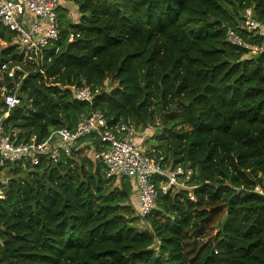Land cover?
<instances>
[{"label": "trees", "instance_id": "obj_1", "mask_svg": "<svg viewBox=\"0 0 264 264\" xmlns=\"http://www.w3.org/2000/svg\"><path fill=\"white\" fill-rule=\"evenodd\" d=\"M68 1L76 21L60 5L58 40L31 58L0 24V108L20 97L5 130L43 141L96 110L112 131L159 118L149 157L191 174L140 218L132 181L83 148L5 165L0 264H264V50L226 38L264 42L239 28L247 7L264 25V0ZM81 79L101 88L91 103L74 97Z\"/></svg>", "mask_w": 264, "mask_h": 264}, {"label": "built area", "instance_id": "obj_2", "mask_svg": "<svg viewBox=\"0 0 264 264\" xmlns=\"http://www.w3.org/2000/svg\"><path fill=\"white\" fill-rule=\"evenodd\" d=\"M62 1L0 0V24L13 33L12 42L16 43L28 58L58 40V10ZM239 28L253 37H264V25L254 18L251 7L244 9ZM226 38L231 44L243 46L249 52L264 50V42L259 45L250 44L233 30L227 32ZM0 69L6 70L7 64H2ZM7 74L12 77L13 69H9ZM73 88L75 99L88 103L101 91L100 87H92L84 79L79 80ZM19 103L20 97L16 91L2 98L0 168L24 162L35 165L42 159L57 162L62 156H69L80 148L85 152L90 150V157L105 167L106 176L115 179L128 178L132 181L137 195V214L140 217H145L154 210L158 193L165 194L172 187H186L185 182L189 179L191 169L170 168L149 157L146 147L140 141L134 140L135 128L121 124L115 131L108 129L105 113L100 110L82 117L73 128H59L43 141H37L33 136L17 141L5 130L3 118ZM148 129L147 127L146 130ZM145 135L146 132L142 138ZM89 136L100 141V149H96L92 142L78 143ZM155 183L159 184L157 188Z\"/></svg>", "mask_w": 264, "mask_h": 264}, {"label": "rangeland", "instance_id": "obj_3", "mask_svg": "<svg viewBox=\"0 0 264 264\" xmlns=\"http://www.w3.org/2000/svg\"><path fill=\"white\" fill-rule=\"evenodd\" d=\"M67 6L70 7V10L72 12L74 11L73 13L77 14V10L75 9V6H74L73 2H71V1L68 2ZM106 121H107V119H106ZM132 127L135 128V134L133 135L134 140L140 141L141 144L143 146H145L146 148L151 147V146H156V145L159 144L158 140H156V138L152 137L154 134H162L163 133V132H161V130H163V125H162V122L160 121L159 118L156 119V120L151 121L150 123H148L143 130L140 129V128H136L135 126H132ZM147 127L149 128L148 130H146ZM144 132H146V135L142 138ZM90 154H91L90 150H87L86 152L83 150V155H89L90 156ZM167 168H169V167H167ZM1 195H2V189H0V196ZM132 205H133L134 209L136 210L135 211L136 215L139 216L137 214V210H138L137 196L134 195V194L132 196ZM140 218H142V217H140Z\"/></svg>", "mask_w": 264, "mask_h": 264}, {"label": "crops", "instance_id": "obj_4", "mask_svg": "<svg viewBox=\"0 0 264 264\" xmlns=\"http://www.w3.org/2000/svg\"><path fill=\"white\" fill-rule=\"evenodd\" d=\"M68 2H70V1H68V0H63V1L61 2V7H62V8H66V9L68 10V12L70 13V12H72V11L70 10V7L67 6V3H68ZM75 8H76V7H75ZM74 14H75V15H74ZM76 17H78V15L76 16V13H73V12H72V16H70V19H72V20L75 22V21H76V20H75ZM133 186H134V185H133ZM134 191H135V189L133 190L131 197L133 196V194L136 195V191H135V192H134ZM136 196H137V195H136Z\"/></svg>", "mask_w": 264, "mask_h": 264}]
</instances>
